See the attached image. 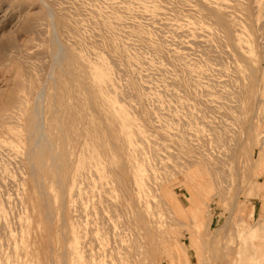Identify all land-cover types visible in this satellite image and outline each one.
Returning a JSON list of instances; mask_svg holds the SVG:
<instances>
[{
  "label": "rangeland",
  "instance_id": "obj_1",
  "mask_svg": "<svg viewBox=\"0 0 264 264\" xmlns=\"http://www.w3.org/2000/svg\"><path fill=\"white\" fill-rule=\"evenodd\" d=\"M54 43L82 55L76 74ZM89 65L110 75L99 92ZM33 105L67 126L71 203L51 228L26 163ZM0 131V264H256L264 0H0Z\"/></svg>",
  "mask_w": 264,
  "mask_h": 264
},
{
  "label": "bare ground",
  "instance_id": "obj_2",
  "mask_svg": "<svg viewBox=\"0 0 264 264\" xmlns=\"http://www.w3.org/2000/svg\"><path fill=\"white\" fill-rule=\"evenodd\" d=\"M212 8H214V6ZM218 11H220V9H218ZM220 18H221V20L222 19L224 20L223 17L219 16V19ZM53 22H56V21H53ZM57 22H58V20H57ZM220 22L223 23V21H220ZM229 22H227V23L224 22V23H226V25H227V24H230ZM51 41H53V39ZM51 46H52L53 51H54V56L58 60L57 61V64L58 63L60 64L61 69H59V70L60 71L62 70V72H65L67 75L69 73H70L69 74L70 76H71V74H73V75L76 74L75 72L77 70H75L76 69V66H74L76 62L81 63V64H85L84 63V58L82 57V55L73 52L71 49L68 50V49H65L64 48L65 49L64 50L63 48H60L59 45H57L56 43H54ZM61 47H63V45ZM52 54H53V52H52ZM89 68H92V70H91L92 77H90L91 78V85L93 87H95V88L97 87L98 88L97 89L98 92L101 91V89L103 90L102 86H104V84H107L110 81V75H109L108 71H106V69L97 68V67L95 68V67H92L90 65H89ZM59 75H61V74H59ZM77 75H78V73H77ZM53 77H55V75ZM74 77H76V76H74ZM55 78H57V77H55ZM72 78L73 77H71V80H72ZM252 79H255V78H252ZM80 82H82V81H80ZM89 83H90V81H89ZM60 85H61V82H60ZM54 86H55V84H54ZM56 86H58V84ZM82 86L83 87H87V86L84 85L83 82H82ZM50 87H51V85H50ZM93 87H91V88H93ZM86 89L89 90V87H87ZM54 90H56V88H54ZM91 90L93 91L94 89H91ZM97 90H96V92H97ZM90 91H88V92H90ZM56 92H58V91L56 90ZM56 92H54V93H56ZM94 94H95V92H94ZM40 97H42V96H40ZM65 97H66V95H65ZM89 97H91V96L89 95ZM43 98H45V97H43ZM53 98H55V97H53ZM89 99L92 100V97L89 98ZM41 100H42V98H41ZM34 103H35V101H34ZM104 103H106V102L104 101ZM37 104H38V101H37ZM108 105H109V111L108 112H110L111 116L114 117V109L116 107L114 108V103L111 102L110 100L108 101ZM33 107H34V105H33ZM37 107L38 106L35 105V107L33 109H30L29 115H27V118H26V131H27V134L26 135H27V146H28L27 147L28 148V151H27V155H26V160H27L26 163H28V166H29L30 175H31V181H32V183L34 185V188H35V190L42 197V201H43L42 208H43L44 216H45L44 217V220H46V223L48 224V227L51 228L50 225L54 222V217H55V213H56V210H55V207H54V202L56 201V199L59 198V200L62 203L61 206H64L67 203L68 204L71 203L70 193H72V190H71V188L68 185V183H69L68 181L70 180L69 179V175L71 173L70 165L72 166V163L70 164V151H69V148H68L69 143H68V135H67V126H66V123H64L61 120L62 118L60 119V118H58V116L57 117H54L53 120H55L59 132L57 134H53L50 130L45 129L44 128V124L41 123L42 120H43V118L40 117V114L41 113H39V112L41 110L40 109H37ZM39 108H40V106H39ZM41 108H42V106H41ZM55 108H56V106H55ZM92 112H96V111L93 110ZM97 115L98 114H96V116ZM59 117H60V115H59ZM98 117H100V116L98 115ZM101 119H102V117H101ZM120 119H121L120 120L121 121V132H123L125 134L127 140L129 141V144H132V142H133L132 139L133 138H132V131H131V123H129L126 114H122ZM42 125H43V127H42ZM106 131H108V129H106ZM107 137H108V135H107ZM111 138H114V137H112V133L109 135L108 140L111 139ZM111 141H113V140H110V142ZM113 145H114V142H113ZM98 154L99 153H97V152H95L93 154V156L96 157V159H94L93 162L90 163V165H92V166L94 165L95 167H98L100 165L101 161H100V157H99ZM113 154H114V146H113V153H112V155ZM101 155H102V152H101ZM72 160H74V159H72ZM112 165H114V164H112ZM92 166H91V168H92ZM122 166H123V163L121 164V167ZM124 170H126V169L124 168ZM143 175H144V173L140 172V169H139L137 171V173H136V179H137V181H138L139 184H142L143 183L142 182L143 181V178H144ZM70 177H71V175H70ZM50 181H52V183L54 182L57 185V186L56 185L55 186L58 187V189H60L59 190L60 195H55L51 191V188L52 187H50V185H49ZM64 207H66V206H64ZM176 207L179 209V211L182 210L181 204H178L177 203V206ZM178 209H177V211H178ZM50 228H48V229H50ZM248 233L253 237V239L260 238L261 235H264V222H260L256 227H251L248 230ZM262 260L263 259L257 258L256 259V264L259 263V262H262Z\"/></svg>",
  "mask_w": 264,
  "mask_h": 264
},
{
  "label": "crops",
  "instance_id": "obj_3",
  "mask_svg": "<svg viewBox=\"0 0 264 264\" xmlns=\"http://www.w3.org/2000/svg\"><path fill=\"white\" fill-rule=\"evenodd\" d=\"M260 253H261V254H260L261 258L264 259V252L261 250Z\"/></svg>",
  "mask_w": 264,
  "mask_h": 264
}]
</instances>
